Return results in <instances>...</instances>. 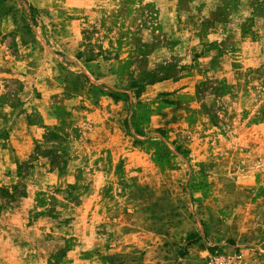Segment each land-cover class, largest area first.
<instances>
[{
  "label": "rangeland",
  "instance_id": "rangeland-1",
  "mask_svg": "<svg viewBox=\"0 0 264 264\" xmlns=\"http://www.w3.org/2000/svg\"><path fill=\"white\" fill-rule=\"evenodd\" d=\"M219 249L264 264V0H0V264Z\"/></svg>",
  "mask_w": 264,
  "mask_h": 264
},
{
  "label": "built area",
  "instance_id": "built-area-1",
  "mask_svg": "<svg viewBox=\"0 0 264 264\" xmlns=\"http://www.w3.org/2000/svg\"><path fill=\"white\" fill-rule=\"evenodd\" d=\"M239 253L229 254L224 249L214 250L210 253L207 264H242Z\"/></svg>",
  "mask_w": 264,
  "mask_h": 264
},
{
  "label": "trees",
  "instance_id": "trees-1",
  "mask_svg": "<svg viewBox=\"0 0 264 264\" xmlns=\"http://www.w3.org/2000/svg\"><path fill=\"white\" fill-rule=\"evenodd\" d=\"M193 236H190L189 239H192Z\"/></svg>",
  "mask_w": 264,
  "mask_h": 264
}]
</instances>
